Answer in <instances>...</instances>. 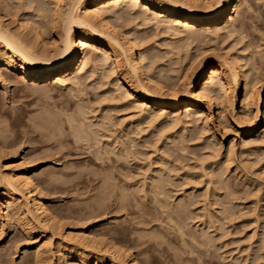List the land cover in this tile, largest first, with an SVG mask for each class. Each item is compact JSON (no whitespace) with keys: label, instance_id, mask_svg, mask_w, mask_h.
Segmentation results:
<instances>
[{"label":"rangeland","instance_id":"obj_1","mask_svg":"<svg viewBox=\"0 0 264 264\" xmlns=\"http://www.w3.org/2000/svg\"><path fill=\"white\" fill-rule=\"evenodd\" d=\"M62 1L0 0V20L12 33L27 20L29 27L17 35L49 59L57 48L52 13L77 3ZM175 1L183 2L161 0L160 6ZM209 2L194 7L210 9ZM235 2L229 26L225 19L198 30L157 20L143 3L104 8L110 17L113 12L114 24L134 34L145 66L165 87L162 94L193 87L198 64L236 56L243 82L231 107L215 92L213 105L199 100L194 113L184 106H146L136 97L145 90L143 77L124 62L126 46L118 58L123 69L88 47L94 61L73 79L57 76L40 86L2 67L0 264H264V0ZM248 76L261 94L245 102ZM128 86L135 92L127 94ZM255 116L257 132L243 136L238 124ZM8 164L29 171L52 217L46 226L29 215L25 193L1 207Z\"/></svg>","mask_w":264,"mask_h":264},{"label":"bare ground","instance_id":"obj_2","mask_svg":"<svg viewBox=\"0 0 264 264\" xmlns=\"http://www.w3.org/2000/svg\"><path fill=\"white\" fill-rule=\"evenodd\" d=\"M127 1L135 2L137 4L143 3L144 8L146 10L149 9V10L155 12V14H157L158 17H160V19H157V20L161 21L162 20L161 18H166L167 20H170V21L177 23V25L180 28V29L177 28L178 30H181V28H183V29L187 28L188 29V27L190 29L192 27L193 30L196 27L207 28V27H210L212 25H216L218 23H221V21L222 20L225 21V19H227L226 23L224 22L225 25L229 26V24H231L232 22L235 21L234 16H236V15L232 14V11L238 10V6H237V9H235L236 8L235 3L237 2V1L235 2V0H214V2H213L214 6L212 8L209 7L210 9H205V10H204V8H201V7H200L201 9L198 8L200 5L199 4L200 0L199 1L198 0H189V2L190 1L191 2L188 4H190L192 6V8L189 7L188 4L186 5L184 3V0H183V2L182 1H180V2L175 1L173 3L170 2V4H171V6L169 5L170 7L160 6L163 4L161 2V0H91V1H89V3L91 4L89 8L86 6L87 0H77L76 1L77 3L75 2L76 4H73V2H72V5L67 4L65 6L66 7L65 12L66 13H64V14H63V12L60 13L58 10L53 12V9H52V11H51V13L53 12L52 13L53 15L51 16L52 18H50L51 23H52V25H51L52 29H50V30H53V33L55 35L54 39H55L57 48L55 50V54L52 56V58H49V59H46L47 58L46 57L47 52L44 49H43V51L45 54H42V53L38 54L39 52L38 53L33 52L27 46L28 45L27 42H25L22 39V37H20V35H17V33L20 34V32L25 31L23 29H26L29 27V26L26 27V25H25V24L29 23V22H27V20L25 21L26 23H24V22L20 23V21H19L18 22L19 24L17 25L18 27L16 26L18 29L15 28V31H18V30L19 31L15 32L13 30L14 33H12V31L9 30V28H10L9 26L8 27L5 26V24L2 23L0 20V76H1L2 67L6 66L11 71H13L15 74H17L21 80L25 81V84L28 83L29 81H31L33 86H35V85L40 86V84H42V83L44 84L45 82H48V81L52 80L53 78H56L57 76L73 79L75 77V75L78 74L79 72H81V70L86 66L85 64L87 63V61L88 62L90 60L94 61L92 59V57L96 56L95 52L98 54V56L105 57L107 60L113 59L114 60L113 66L115 68H117V70H120V68L121 69H123V68H122V66L120 67V63L118 62V58L122 54L121 53L119 55V53L121 52V50H123L122 48L124 46H126L125 48H127V57L125 58L123 56L124 54L122 56L126 59V61H124V62L127 63L131 73L137 78L139 76L141 78L143 77L142 80H144L143 82L145 83V85L143 82L140 81L144 85V87H142L141 85H140V87L145 89L146 91L144 90V92H140V93L138 91H136V92H138V93H136L137 94L136 97L139 101H141V103L148 104L146 106L163 107V108L167 107V109H169V108L176 109V108H179L181 106H184L185 112H191V113L193 112L194 113V111H196L198 108H200V105L198 103L199 100H203L204 102H206L207 103L206 106H208V107L213 105L212 103H214V102H213L212 97H214V96H211V94L214 92H215L214 94L216 95V93H217L218 96H219V93H221L222 95L219 97H221L222 100L226 99L227 100L226 102L229 105V107H231V105L236 103V97H235L236 92H237V90H240V87L242 86L243 76H242V72L240 71L241 66H239V64H240L238 62L239 59L236 56H231V55L229 56V54H227V55L226 54H222V55L219 54L217 56H214V57H217V62L215 64L213 63L212 65L206 64V65H203V67L201 68V66H202L201 64H203V63L198 64V67H196V68H199L200 70L197 71V73L195 75L196 79H195L193 87L188 88L190 85L187 86V88L184 87L185 90L182 93L178 92V94H173L172 96L162 94L161 92H163L165 87H162L159 85V83H161V82L158 80V78L156 80V78H155L156 75L154 73H152V70L150 71L149 68L147 69V67H146L147 65L145 66L144 61H143L145 59H143L144 57H142L140 55L142 53H141V51L138 50V44H137L138 42L136 41V39H135L136 37L134 36V34L131 31H128V32L124 31L118 25L114 24L115 21H113L114 19L112 18L113 12H110V14H111V17H110L109 12L106 11L107 5L113 4L114 7L119 8L120 5H122V3H124V2L127 3ZM64 2H66V1H64ZM209 3H212V0ZM194 5H198V7L197 6L194 7ZM136 6H138V5H136ZM49 7H51V4ZM55 7H54V9H55ZM124 7H127V5ZM128 7H131V6L129 5ZM134 7H133V10H134ZM62 8H64V7H62ZM124 9H122V10L120 9L122 11V13H123V11L126 12L125 11L126 9L125 10ZM103 10H105L106 13H108V14H106L105 11H103ZM127 10H129V8ZM57 11L59 13H57ZM111 11H112V9H111ZM113 11H114V9H113ZM131 11H132V9H131ZM131 11L129 10L130 13H131ZM129 12L126 14L132 15ZM118 13H120V12H118ZM61 14H63V15H61ZM115 14H117V13H115ZM126 14L123 13L122 16H125ZM117 15L119 16V14H117ZM120 15H121V13H120ZM156 16H155V18H157ZM149 18H150V16H149ZM155 18H153V19L150 18V19L154 20ZM149 20H148V22L151 21V20L150 21ZM164 21H166V20H164ZM15 22L17 23V21H15ZM49 22H50V20H49ZM13 23H14V21H13ZM169 23H171V22H169ZM14 24L10 23V25H14ZM32 25H34V23ZM169 26H171V24ZM31 28H32V26H31ZM21 30H23V31H21ZM34 30L36 31L35 28H34ZM34 30H32V31H34ZM196 30H198V28H196ZM196 30H195V32H196ZM179 32L180 31H178V33ZM38 33H36V34H38ZM95 34L99 35V40H97V39L94 40V39H92L93 37L92 38L90 37V36H94ZM36 37H37V39H39L38 35ZM100 42L103 44L105 42H108L109 46L104 47V46L100 45ZM122 43H123V46H122ZM170 43H171V41H170ZM88 47L96 49V50H94L95 52L93 51L94 52L93 56H92V54L91 55L89 54L88 49H87ZM125 48H124V50H126ZM43 51H41V52H43ZM90 53H91V51H90ZM211 56H213V55H211ZM200 58H201V54H200ZM101 59H104V58H101ZM199 59H198V61H199ZM104 61H106V60L104 59ZM95 62H97L96 59H95ZM111 62H113V61H111ZM126 63H125V65H126ZM196 64H197V62L195 63V66H197ZM121 65H123V63ZM111 66H112V64H111ZM191 66L192 65H190V67ZM102 67H103V65H102ZM193 67H194V65H193ZM190 69L191 68H189V70ZM195 71L196 70H193V72H195ZM124 74H126V73H124ZM153 74L155 75V77ZM185 78H186V75H185ZM122 79H123V77H122ZM216 82L219 84H217ZM127 84H130V83H127ZM216 84L219 85V88L216 87ZM131 86H133V85H131ZM196 86L199 89L198 92L194 89ZM214 86L217 89L214 88ZM254 86L255 85H254L253 80L251 81L250 77H249L246 80L245 86H244V88H245L244 89V93H245L244 94V101L245 100L248 101L251 99L253 100L254 98H256L257 100L259 99L261 91L258 88H254ZM133 87L135 89L137 86L135 85ZM218 90H219V92H218ZM126 91H128L127 94H129V92H132V93L135 92L130 86H128V89ZM217 95L215 97H217ZM197 112H198V110H197ZM244 116H243V118H245ZM245 120L241 121L239 124L237 123L239 126V130L241 131V134L243 136H251L252 134L257 132V130L260 126V122H261L260 118L258 116H255L253 121H251V122L246 121L247 124L245 123ZM105 157H107V155H105ZM97 158L99 159V157H97ZM100 160H102V159H100ZM6 166L8 167V168L7 167L4 168V169L7 168L6 173H4L3 176H1V181H2L1 183L5 186L4 187L5 190L2 192L3 199L1 202V207L2 208L6 207L5 203H8V202L11 203L10 200H20L21 198H23L25 196L24 195V193H25L26 195H28L27 199L29 200V205H27V207L29 209V215L32 217L33 216L36 217V219L38 218L40 221H42L43 225L46 226L51 221L52 217H50L51 214L49 213L48 209L44 206L42 199H40L38 197V195H37V192H38L37 188L38 187L34 183V180L32 179L31 175L28 173L29 171L19 172L15 168H10L9 166H11V165H9V164ZM28 209H26L27 212H28ZM66 247L68 248V246H66ZM65 258H66V256H65ZM65 258H64V260H65ZM1 260H3V259H1ZM66 260H67V258H66ZM0 263H2V261ZM123 263L119 262V264H123ZM59 264H66V261L61 262ZM130 264H136L135 260L132 259L130 261Z\"/></svg>","mask_w":264,"mask_h":264}]
</instances>
